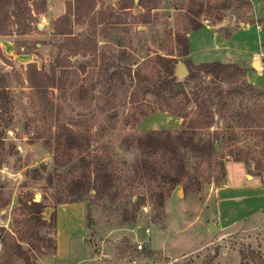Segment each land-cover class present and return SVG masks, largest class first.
<instances>
[{
	"label": "rangeland",
	"instance_id": "374dc122",
	"mask_svg": "<svg viewBox=\"0 0 264 264\" xmlns=\"http://www.w3.org/2000/svg\"><path fill=\"white\" fill-rule=\"evenodd\" d=\"M48 1L52 13H58L55 11L63 5L65 9L64 0H46V11ZM251 1L253 9L245 13L243 6H237L238 0H219L222 19L213 20L221 10L217 8L201 16L203 23L225 33L245 25L242 19L262 14L264 24V0ZM188 3L189 0H96V30L91 35L90 50L77 54L70 52V47L75 45L73 39L64 41L63 35H52V18L47 17L51 12L45 11L44 17L39 14L36 27L28 34L17 36L23 43L14 42V37L0 36L11 41L0 45V72L6 76L11 96V104L0 122V226L8 230L22 226L25 211L22 201L40 195L45 203L42 215L49 224L41 228V234L48 230L47 235L53 240L40 249L34 247L36 264H241V248L251 247L264 254L261 239L264 212L254 217L249 214L248 220L232 226L218 215L214 195L218 182L214 175L219 174V168L214 164H199L209 179L201 190L184 196L183 191H175V186L165 192L163 208L153 197V183L146 177L140 178L133 169L138 155L132 141L136 134L150 128L174 130L181 126L180 116L159 108L156 99L144 92V82L137 77V72L154 75L158 70L153 60L157 52L175 56L176 67L182 61L183 57L177 54L174 33L187 26ZM73 30L84 34L89 27L86 21L73 22ZM211 30L202 27L192 32V61L217 59L240 63L247 60L249 66L245 67L252 83L264 88V62L260 70L250 63L255 51L264 52V26L252 24L237 28L225 43L219 41L222 35L213 37ZM10 47H13L11 51ZM57 49L63 55L69 54L72 66L57 68L56 75L60 78L56 86L41 91L15 79V70L23 71V65L28 62L26 58L49 70ZM260 58L264 60V53ZM80 62L86 68L78 72L77 78L84 81L91 75L89 84L93 83L94 87L87 105L79 104V97L72 89L76 75L71 68ZM177 75L184 77L181 71ZM144 110L147 113L142 114ZM56 121L89 130L91 150L113 159L112 167L119 174L117 188L112 191L116 193L97 197L91 190L82 200H77L82 207L69 210L63 209L64 203L69 202H55L56 194L64 196L66 192L64 176H57L55 172H64L67 168L55 165L48 142ZM257 156L263 157L260 153ZM250 161L255 164L254 157ZM49 175L54 176L52 182ZM135 200L141 201L135 220L123 222L124 206L131 207ZM246 206L249 203L241 208ZM87 207L90 223L86 219ZM54 209L56 223L53 224L50 215ZM239 215L245 219L247 212L237 210L233 214ZM210 221L214 229L210 228ZM1 234L0 230V252ZM23 246L27 244L23 242ZM3 264H24V261L12 257Z\"/></svg>",
	"mask_w": 264,
	"mask_h": 264
},
{
	"label": "trees",
	"instance_id": "16d2710c",
	"mask_svg": "<svg viewBox=\"0 0 264 264\" xmlns=\"http://www.w3.org/2000/svg\"><path fill=\"white\" fill-rule=\"evenodd\" d=\"M64 3V11L51 20L52 35H63L64 41L73 39L75 45L70 47L71 54L89 51L90 40H93L91 35L96 30V0H64ZM46 4V0H0V35L14 37V42L19 41L17 36L28 34L36 27L39 14L46 11ZM237 6H243L245 13L253 9L251 0H238ZM221 7L219 0H189L186 7L187 26L174 33L177 54L183 57L182 61L188 69L183 78L175 73L177 58L159 52L153 57L158 65L154 75L137 72V77L144 82V92L156 99L157 106L181 117V126L177 129H145L132 140L138 152L133 169L140 178L146 177L153 183V197L162 208L165 192L178 184L181 185L184 196L201 190L209 180L199 169L202 162L219 168V174L214 175L217 185L225 180V162L229 159L243 161L247 171L258 175L264 182V88L248 80L247 68L236 61L214 59L195 63L189 54L188 32L204 25V18L201 16L205 12L212 13L219 8L221 10L214 15L213 20L222 19ZM84 21L87 22L89 31L84 34L75 33L73 22ZM241 22H257L264 26L262 14L257 18L242 19ZM19 42L23 43L22 40ZM60 45L59 42V48ZM60 51L57 49L54 54L49 70L39 66L34 60L28 61L23 65V71L15 70V79L41 91L56 86L60 78L56 75L57 68L72 66L69 54L63 55ZM85 68L84 62L71 68L76 75L72 89L79 97V104L87 105L92 99L94 88L93 83L89 84L91 75L85 77L84 81L77 78L78 72ZM8 87L6 76L0 72V122L1 115L4 117L3 112L11 104ZM145 113L146 110L142 111V114ZM250 138L255 140H248ZM48 142L52 146L55 165L67 167L64 172H55L57 176H64L66 186L64 196L56 194V203L82 200L91 190L97 197L116 190L119 174L112 167L113 159L91 150L92 136L89 130L75 129L65 122L56 121ZM257 153L263 157L257 156ZM250 157L255 158V164H251ZM53 178L54 176L49 175L50 182ZM21 206L25 209L22 226L16 230L0 226L3 245L0 264L12 257L21 258L24 264H36V257L32 252L34 247L40 249L53 240L47 235L48 230L41 234V228L49 225L42 215L45 203L34 200L31 196L24 199ZM140 206L139 200H135L131 207L124 206L122 221H134ZM50 217L52 223H56V209L51 212ZM86 219L90 223L88 207ZM23 242L27 246H23ZM239 253L241 264H264V254L251 247L241 248Z\"/></svg>",
	"mask_w": 264,
	"mask_h": 264
},
{
	"label": "crops",
	"instance_id": "0c3cea01",
	"mask_svg": "<svg viewBox=\"0 0 264 264\" xmlns=\"http://www.w3.org/2000/svg\"><path fill=\"white\" fill-rule=\"evenodd\" d=\"M63 8H64V5L62 6L61 9H58L57 11H55L58 13H52L50 10V5L48 1L46 12L47 14H50V12L52 14L47 15V17L48 16L50 18L56 17L57 15L61 14L62 11H64ZM46 12L43 13V17L46 16L45 15ZM252 24H257L258 26L260 25L257 22H254V23H249V24H245L242 26H238L234 28L233 30L240 28V27L246 28L248 26H251ZM202 27H205L206 29H212L211 31L213 33V37L217 38L222 35L223 37H220L221 39H219V41L220 42L222 41L223 43L226 42V39L233 32L232 30L229 32V34H225L224 32L222 33L218 29H215L213 25L211 26L209 24H204ZM193 31L194 30L188 32L190 53H192L191 43H192V32ZM4 39H8V38H4ZM8 40L0 39V45L5 44L6 42L11 43V41H8ZM226 46L228 45L225 44V47ZM12 49L13 47H10V51ZM261 53H264V52L255 51L250 59V63L253 65H254L255 60L258 61V66L257 67L254 66L258 70H260L263 67V62H264V60L260 58ZM16 54L17 53H14V55ZM23 54H26V53H23ZM30 59L32 60V58H26L27 61H30ZM236 62H238V60H236ZM239 64L243 66L248 65L247 60H243ZM246 76L248 80H250L251 82L253 81L248 71L246 72ZM235 165L237 166L235 167ZM175 191H177V193L182 192V187L180 184L176 185ZM214 195H215V205L218 210V215H220V217L222 216V220H224L227 223V225H231V226L235 225L241 220L242 221L248 220L250 217H254L257 214L264 212V184L258 175L250 174L247 171V168L244 162L241 160L229 159L225 162V180L221 185L214 187ZM247 203H249V206H246V208H241V205L247 204ZM64 205L65 206L63 207V209L66 208L68 210L75 206L82 207L81 201H73L69 203H64ZM166 207L168 208V200L166 201ZM237 210L246 211L247 217L244 219V217L241 215L233 216L234 212H236ZM249 214H250V217H248ZM57 222H58V228H59L61 224L59 216H58ZM261 237H262L261 239H263L264 241V235L263 236L261 235ZM58 251H59V248H58Z\"/></svg>",
	"mask_w": 264,
	"mask_h": 264
},
{
	"label": "water",
	"instance_id": "95a60500",
	"mask_svg": "<svg viewBox=\"0 0 264 264\" xmlns=\"http://www.w3.org/2000/svg\"><path fill=\"white\" fill-rule=\"evenodd\" d=\"M42 25V24H40ZM254 66H258V61L255 60L254 61ZM179 71L182 72V74L186 75L188 73V69H187V66L185 65V63L183 61L179 62L177 64V67L175 69V73L177 74ZM34 200H40V195L39 194H35L34 197H33ZM210 228L211 229H214V225L212 222H210Z\"/></svg>",
	"mask_w": 264,
	"mask_h": 264
}]
</instances>
